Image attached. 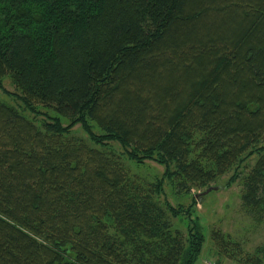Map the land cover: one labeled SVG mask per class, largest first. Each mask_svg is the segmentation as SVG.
<instances>
[{
	"label": "trees",
	"instance_id": "obj_1",
	"mask_svg": "<svg viewBox=\"0 0 264 264\" xmlns=\"http://www.w3.org/2000/svg\"><path fill=\"white\" fill-rule=\"evenodd\" d=\"M5 78L47 111L0 99V264H197L206 237L174 228L165 183L190 194L254 155L242 201L264 220V0H0Z\"/></svg>",
	"mask_w": 264,
	"mask_h": 264
},
{
	"label": "rangeland",
	"instance_id": "obj_2",
	"mask_svg": "<svg viewBox=\"0 0 264 264\" xmlns=\"http://www.w3.org/2000/svg\"><path fill=\"white\" fill-rule=\"evenodd\" d=\"M2 84L0 99L34 119L33 115L23 111L21 102L16 96L18 91L11 80L5 78L2 80ZM40 111L44 114L35 118L38 123L46 118L47 110L40 108ZM49 116H54V114L50 112ZM63 123L64 126L69 124L66 120ZM72 134L78 137H87L80 125L72 129ZM111 146L115 152L124 154V149L118 144L112 143ZM256 160L257 156L254 155L246 160L239 169L232 171L229 175L218 179L204 189L192 188L190 194L176 193L168 182L165 183V192L159 198L161 204H170L177 212L181 213L173 222L174 228L186 233L188 226H191L190 224H196L206 237L203 253L197 264H206L207 262L213 264H246L244 263L246 259L254 256L256 252L261 254L264 264V220L257 219V214L249 211L242 201L243 179ZM124 162L132 176H138L148 182L162 179L165 173V167L155 161L136 164L125 158ZM236 173H239V177L228 188L229 180ZM215 231L240 244L242 249L234 257L235 259L217 254L216 246L212 240V234Z\"/></svg>",
	"mask_w": 264,
	"mask_h": 264
},
{
	"label": "built area",
	"instance_id": "obj_3",
	"mask_svg": "<svg viewBox=\"0 0 264 264\" xmlns=\"http://www.w3.org/2000/svg\"><path fill=\"white\" fill-rule=\"evenodd\" d=\"M206 264H213L212 262H207Z\"/></svg>",
	"mask_w": 264,
	"mask_h": 264
},
{
	"label": "water",
	"instance_id": "obj_4",
	"mask_svg": "<svg viewBox=\"0 0 264 264\" xmlns=\"http://www.w3.org/2000/svg\"><path fill=\"white\" fill-rule=\"evenodd\" d=\"M209 192V191H208ZM202 195V194H201Z\"/></svg>",
	"mask_w": 264,
	"mask_h": 264
}]
</instances>
